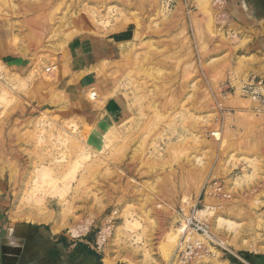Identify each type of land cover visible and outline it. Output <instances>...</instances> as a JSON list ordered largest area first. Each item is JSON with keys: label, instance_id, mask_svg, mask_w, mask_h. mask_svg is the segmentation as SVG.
<instances>
[{"label": "rangeland", "instance_id": "1", "mask_svg": "<svg viewBox=\"0 0 264 264\" xmlns=\"http://www.w3.org/2000/svg\"><path fill=\"white\" fill-rule=\"evenodd\" d=\"M192 3L0 0L1 218L57 219L113 264L264 248V111L238 90L224 11ZM81 34L120 43L88 90L123 108L102 133L62 80ZM190 216L209 236L183 232Z\"/></svg>", "mask_w": 264, "mask_h": 264}, {"label": "crops", "instance_id": "2", "mask_svg": "<svg viewBox=\"0 0 264 264\" xmlns=\"http://www.w3.org/2000/svg\"><path fill=\"white\" fill-rule=\"evenodd\" d=\"M205 1L191 0L196 4L192 6H197L194 13L198 17ZM224 13L228 19L227 34L232 40L233 73L243 79L249 76L264 79V0H228ZM119 52L117 40L90 34L71 38L65 52L67 67L62 80L68 98L74 110L90 122L96 133L108 130L123 112L116 99L96 103L88 98L89 88L100 79L99 72L106 63L113 62ZM17 217L5 220L0 216V264H113L105 261L89 236L76 238L62 232V224L57 219L49 222V219ZM235 257L238 264H264V248Z\"/></svg>", "mask_w": 264, "mask_h": 264}, {"label": "built area", "instance_id": "3", "mask_svg": "<svg viewBox=\"0 0 264 264\" xmlns=\"http://www.w3.org/2000/svg\"><path fill=\"white\" fill-rule=\"evenodd\" d=\"M228 0H212V4L218 9L225 11V6ZM239 92L254 102L257 108L264 111V79L256 76H249L244 80H241L238 86ZM195 218L190 216L186 218L183 232H197L204 236H209V228L204 221H196ZM196 220V219H195ZM186 233V234H187ZM185 254L190 252L185 251Z\"/></svg>", "mask_w": 264, "mask_h": 264}, {"label": "bare ground", "instance_id": "4", "mask_svg": "<svg viewBox=\"0 0 264 264\" xmlns=\"http://www.w3.org/2000/svg\"><path fill=\"white\" fill-rule=\"evenodd\" d=\"M185 226V225H184ZM182 245V244H181Z\"/></svg>", "mask_w": 264, "mask_h": 264}, {"label": "water", "instance_id": "5", "mask_svg": "<svg viewBox=\"0 0 264 264\" xmlns=\"http://www.w3.org/2000/svg\"><path fill=\"white\" fill-rule=\"evenodd\" d=\"M5 252V251H4Z\"/></svg>", "mask_w": 264, "mask_h": 264}]
</instances>
